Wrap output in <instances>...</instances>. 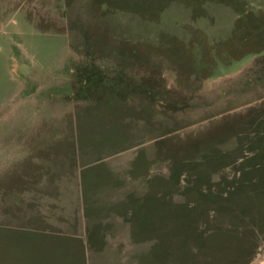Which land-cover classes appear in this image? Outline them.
<instances>
[{
	"label": "rangeland",
	"instance_id": "rangeland-1",
	"mask_svg": "<svg viewBox=\"0 0 264 264\" xmlns=\"http://www.w3.org/2000/svg\"><path fill=\"white\" fill-rule=\"evenodd\" d=\"M49 124L54 161L103 149L87 174L136 242L98 260L6 195L0 264H264V0H0V190Z\"/></svg>",
	"mask_w": 264,
	"mask_h": 264
},
{
	"label": "crops",
	"instance_id": "crops-1",
	"mask_svg": "<svg viewBox=\"0 0 264 264\" xmlns=\"http://www.w3.org/2000/svg\"><path fill=\"white\" fill-rule=\"evenodd\" d=\"M14 57L12 70L17 74H23L20 59ZM96 83L99 84V82ZM71 99L68 107L70 113L77 109V103L73 102L75 101L73 98ZM32 113L35 120L31 128L37 124L41 125L42 122L46 123L47 118L50 119L47 122L53 123L50 114H39L38 111ZM15 115L17 113L13 116ZM50 124L41 137H33L31 141L28 139L30 142L17 143L18 147L24 148V150L22 154L21 151H17L18 154L12 156V160L7 162V165L16 164L22 158L28 157L35 165V170L32 176L27 177V184L22 189L18 187L13 188L12 191L9 189L8 194L6 192L8 188L0 190V210L5 206V202L7 203L6 195L12 201H16L14 200L15 196H21V201H23L21 204L27 206L23 211H31L34 224L36 219L40 222L42 216L46 219L41 218L42 222L45 220L47 224L55 226L60 231H65L68 235L72 233L71 235L79 236L81 239L84 236L88 237L87 243L95 244L96 259H122L120 253L112 251L113 244H134L136 242L134 224H131L124 215V219L118 218L119 213L111 210V204L105 201L104 194H102L105 185L96 183L101 179V176L97 173L91 176L89 173L87 174L88 168L93 167V163L97 164L104 157L103 149L98 152V145L91 143L83 148H78V158H72L67 152V155H63L60 161H54L47 145L50 143H47L50 140ZM0 144L3 145V143ZM62 163L67 164V167L59 170ZM53 166L58 171L52 170ZM5 175V166L0 167V177ZM13 196L14 198H12ZM84 242L86 243V241ZM96 245L101 247L96 248L98 247Z\"/></svg>",
	"mask_w": 264,
	"mask_h": 264
}]
</instances>
